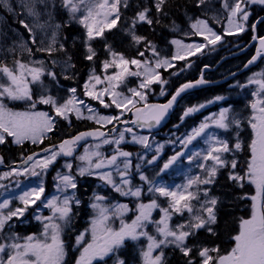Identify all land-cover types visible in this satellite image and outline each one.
<instances>
[{
  "label": "snow or ice",
  "instance_id": "1",
  "mask_svg": "<svg viewBox=\"0 0 264 264\" xmlns=\"http://www.w3.org/2000/svg\"><path fill=\"white\" fill-rule=\"evenodd\" d=\"M167 3L168 0H153L151 6L140 8L124 24L123 10L129 7V0H59L58 5L57 0H21L22 9L34 20L31 24L23 19L18 21L27 30V40L21 35L10 47L0 43V50L12 58L11 63L7 57L0 59V145L5 144L9 137L11 143L17 146L25 142L43 144L50 139L49 133L56 131L57 118L70 122V117L75 116L77 120L92 121L98 127L44 147L40 153L22 156V168L17 166L0 174V180L20 176L40 178L38 186L0 200V264H65L67 244L64 237L77 214L74 209L81 206L77 195L78 184L79 179L85 177L98 180V189H111L128 202L113 201L102 191H93L88 203L91 210L89 225L75 236L73 247L78 251L75 264H109V261L112 264H129L122 255L129 245L134 256L131 264H166V248L178 250L185 258V264H264V70L253 73L246 84L236 85L241 88L254 86L248 103L250 113L247 124L251 129V139L247 144L249 155L243 164L237 157V153L243 151L238 131L234 142L208 131L228 132L241 128V118L224 107L218 113L205 117L185 137H177L181 151L170 156L156 171L155 177L150 178L142 170L144 164H156L164 144H156L150 135H139L135 129H146L150 133L161 125L183 93L205 83L203 78L184 83L166 103H149L147 93L153 85H160L159 94L166 95L168 81L162 78L160 69L167 71L174 68L172 61L196 56L205 47L215 46L222 40L221 34L214 31L207 20L195 18L189 25L191 34L201 37L206 43L184 44L173 39L170 43L178 51L171 59L162 57L152 41L137 33V25L151 27L159 24L160 16L167 15ZM207 3L208 0H195V7L201 8ZM37 4L51 9L47 12L48 19L43 22L41 12L36 10ZM249 4L264 5V0H221L220 7L227 14L224 36L245 31L250 15L247 10ZM0 5L13 11L8 0H0ZM57 6L67 14L63 23L53 20V10ZM153 8L155 17L151 15ZM73 23L83 29L82 37H73V47L79 39L84 49L83 59L93 65L82 86L83 96L103 108L115 107L119 110L118 115L101 114L80 97L76 87H69L67 95L61 100L45 82L47 78L60 86L61 76L64 80L75 78L73 70L76 65L65 43L68 37L61 38L62 29ZM118 27L136 48V57H126L106 42L105 34ZM252 29L255 32V24ZM37 30L44 33L43 38H37ZM252 39L258 40L259 44L245 68L264 56V37L253 35ZM97 40L105 41L104 51L107 53V58L100 62L99 72L95 67L98 51L94 41ZM36 52L45 54L48 59L35 58ZM149 52L150 57L146 55ZM57 53H64V57L54 58ZM24 54L28 59L23 58ZM171 74L178 75L179 72ZM130 77L138 79L135 87H128ZM125 87L128 94L122 91ZM215 99L222 101L225 97L217 96ZM9 102H22L27 108L14 111L8 106ZM39 105L50 107L52 114L38 110ZM203 107V104L188 107L180 117L181 122ZM127 113H131L130 119L123 118ZM108 125L112 127L108 128ZM198 138H203L206 147L187 156V162L190 165L195 163L199 173L190 175L189 169L184 173L182 184L168 186L159 182L156 177L185 157L183 149ZM126 143L140 145L145 150V154H136L140 163L133 165V153L122 147ZM105 146L111 147V154L104 151ZM81 147L83 151L77 154ZM148 151L155 152L150 159H146ZM62 158V170H57L53 177L55 194L47 196L43 177ZM0 163H3L2 157ZM222 170H227L228 181L237 188L243 189L245 185L254 188L255 194L244 193L237 197L251 200V214L248 218L239 219L238 231L231 236L232 244L228 250L219 246L189 244V240L201 230L216 235L213 226L218 221L221 198L210 195V186L217 182ZM16 186H20L19 181ZM4 187L0 184V188ZM3 195L0 193V196ZM13 200L19 201L22 207H12ZM33 206L32 219L40 224L39 232L22 236L13 231L15 221L21 224L28 222L22 218ZM41 209H47L48 214H42ZM175 217L181 219L174 221Z\"/></svg>",
  "mask_w": 264,
  "mask_h": 264
},
{
  "label": "trees",
  "instance_id": "2",
  "mask_svg": "<svg viewBox=\"0 0 264 264\" xmlns=\"http://www.w3.org/2000/svg\"><path fill=\"white\" fill-rule=\"evenodd\" d=\"M209 2L210 0H208V3L205 6L196 8L195 0H168V3L166 5L167 15L160 16V23L155 24L151 27L147 24H139L137 25V33L139 35L146 36L148 40L152 41L162 57L170 58L172 54L170 40L180 37L181 33L190 25L191 20H194L195 18L205 17V13L212 7L214 8L218 6V3L220 1L211 0V2ZM152 3L153 0H129V7L123 10L122 23L126 24L130 21V18L134 16L136 11L144 6H151ZM250 10L253 12L250 19H253L254 16L256 17L264 14V6H252ZM53 14L54 16H56L55 10H53ZM151 15L153 17L156 16L154 8L151 12ZM56 20L59 22H62L64 20L62 17V13L60 14V16H56ZM71 29L72 26L63 28L61 36H63V32H66V30L70 31ZM76 32V37H82L83 31L81 29H77ZM256 34L257 37H260L264 34V20H261L258 23L256 27ZM105 35L107 37L106 42L111 44L112 48L115 51L123 53L126 57L129 58L136 57V48L131 45L129 37L124 34L120 27L113 29L111 32H107ZM221 36V42L217 43L215 46L209 45L205 47L203 51L198 55L188 57L186 60L175 61L173 62V64L175 65L174 68H170L167 71H161L163 78L167 80L168 83L165 85L166 95L164 96H161L159 94L160 86L155 87V89L157 90L156 96L158 97L156 101H165L177 89L178 86L187 81L194 80L199 75L202 67H213L224 55L238 52L249 42L252 37V31L251 27H249L243 33L241 32L237 35L233 34L224 36L221 33ZM67 37L68 39L67 41H65V43L68 47L69 52L72 54L73 61L76 65V68L73 70L75 72V78L64 80L61 76L59 81L60 86L55 85L54 82H50L47 80V78H45V82L49 84L52 93L58 95L61 100L67 95V89L69 87H76L78 89V94L80 95L82 84L88 76L89 69L93 66L91 62L83 59L84 49L80 45L79 39L76 40L75 47H73V38H71L70 35H67ZM195 38L198 39L200 43L203 42V39L199 37ZM104 43V40L94 41V45L98 51V58L95 61L97 72L100 71V62L107 58V53L104 51ZM142 48L143 46H141V50ZM36 54L47 57L45 54L39 52H37ZM252 54V49H249L239 56L226 59L213 71L206 72L204 74V78L208 81H217L219 79H222L223 77L239 70L246 63V61H248ZM147 56L150 57L151 55ZM7 57L8 62L11 63V56L7 54ZM63 57L64 53H57L54 55V58L56 59H62ZM188 64H191V66L186 67ZM259 67L264 69V60L258 62V64L252 69H258ZM180 69H184V71H179ZM57 71L59 72L58 69ZM173 72H179V74L172 75L171 73ZM245 76L246 73L241 74L226 83L197 90L187 95V97H184L181 102H184L187 106H193L210 101L217 96H223L225 97V99L220 101L219 103H216L215 105L219 107H229L233 112H242L244 114L246 119L242 120L243 130L239 135L242 142L243 151L237 153V157L240 159L242 164L245 160L244 158H247L249 155L247 144L250 142L251 132L247 124L248 114L246 113V103L242 99L241 93H239V88L232 87L231 84H233L234 82H242ZM151 97L152 96H149L150 103L153 102V98L151 99ZM8 106L14 111L26 110L27 108V106L22 102H9ZM38 110L51 112L50 107L44 105H39ZM178 114H181V111H178L177 108L175 112L170 116L165 127H170L171 125L178 123ZM127 119H130L129 115H127ZM191 123L192 122H189L188 119H186L184 120L183 125L184 127H188V125ZM95 127L98 126L95 125L92 121L86 119L77 120L74 117H70L69 122L65 120H59L57 118L56 131H54L53 133H49L50 139H46L43 144L33 145L30 142H25L24 145L17 146L11 143V139L9 137L5 144L0 145V156L3 158V164L10 167V165H15L22 161V156L26 157L27 155L32 154L33 152H36L44 147L57 144L63 139L70 138L81 131ZM232 141L234 142V138H232ZM122 147L124 148V150L133 153V164L137 160L136 154H141V151L138 150H143V148L134 145L123 144ZM63 162L64 160L60 159L58 163L52 166L44 176V183L47 187H49L48 184L50 182V177H52L54 172L59 169L62 170L61 166ZM150 171L151 170L149 169L146 170V175H150L152 172ZM19 179L23 180V177H19ZM97 185L98 184L96 183L95 179L88 177L79 179L77 195L82 203L78 209H74L77 214L73 218V229L71 231H68L64 237L67 244V255L65 257V261H70V259L75 254V252H72V250L70 249L72 245L71 239H73V236L76 234V232L86 229L88 225L87 219L90 218L91 211L88 210L87 205L93 191H102L103 194L108 195L109 198L113 201H115L118 196V194L113 193L106 187L103 189H98ZM254 192V188L250 185H245L243 189L237 188L233 183L228 181L227 170H222L217 178V182L211 186L210 191V195L218 196L221 198V203L218 205V221L217 224L213 226L216 235L213 236L206 231L201 230L195 238L189 240V244H199L209 247L219 246L222 250H228L232 244L231 236L236 234V232L238 231L239 219L241 217L248 218L250 216L248 205L250 200H240L237 199V197L244 193L252 195ZM145 199H147V197ZM154 216L157 217L158 214L154 213ZM30 228L31 226L29 225L25 230L20 225L16 226L13 231L23 236L28 232H31ZM164 251L166 254V264H185V258L180 254L178 250L166 248L164 249ZM122 255H124L125 258L129 261V264H131V261L134 259L132 246L129 245L127 249L123 250ZM197 259L199 258L197 257ZM68 263L69 262H65V264ZM109 263L112 264L111 261H109Z\"/></svg>",
  "mask_w": 264,
  "mask_h": 264
},
{
  "label": "rangeland",
  "instance_id": "3",
  "mask_svg": "<svg viewBox=\"0 0 264 264\" xmlns=\"http://www.w3.org/2000/svg\"><path fill=\"white\" fill-rule=\"evenodd\" d=\"M220 2L218 3V6L216 7H212L211 9H209L206 13H205V17H200L202 19H205L208 21L209 26L216 31L217 33H222L224 32V27L227 26V20H226V13L224 12V10L220 7V3L221 0H219ZM9 5L12 7L13 11L10 12L8 11V9L6 7H4L3 5H0V43H2L4 45V47H10L13 44V41H18L20 36L23 35V37L27 40L28 39V33L27 30L24 29L23 27H21L20 23L18 22L19 20L23 19L26 22H28L29 24L33 23L34 18L30 17L27 15V11L25 9H22L21 7V0H8ZM211 2V0H210ZM209 2V3H210ZM59 4V0L57 1V5ZM252 6H259V7H263L264 5H259V4H249L248 6V11L250 13L248 21L245 23V30L248 29L249 27H251L253 21L255 20V18H257V16L253 17V19H250L251 14H253V12L250 10ZM36 10L41 12V22H43L44 20L48 19L47 16V12L50 11L51 9H45L44 6L42 4H37L36 5ZM55 15H59L62 13V17L63 19L67 18V14L64 12V10L62 8H59V6H57V8L55 9ZM56 16H54L53 14V20L55 22L58 23H62L63 21L65 22L67 19L63 20L62 22H59L56 20ZM218 21V22H217ZM211 24V25H210ZM73 25L77 26V29H81L83 31V29L78 25V24H74ZM80 27V28H79ZM219 29V30H218ZM18 30V31H17ZM192 30L190 28V26H188L182 33L180 37L177 38H173L176 40H180L182 43L184 44H191V43H200L198 41V39H196L195 36L193 34H191ZM243 33V32H242ZM187 34V35H186ZM239 33H236L234 35H237ZM44 33L37 30V38H43ZM201 38V37H199ZM252 38V37H251ZM171 39V40H173ZM202 39V38H201ZM170 40V41H171ZM251 40V39H250ZM249 40V41H250ZM202 43H206L205 41H203ZM171 45L172 48V54L170 56L169 59H171V57L178 51L177 47L175 45ZM252 49V48H251ZM33 50L35 51V47L33 46ZM241 50V49H240ZM239 50V51H240ZM253 50V49H252ZM37 53V52H36ZM35 53V58H40V59H45L47 60L48 57H44V56H40V54H36ZM236 53V52H235ZM199 54V53H198ZM197 54V55H198ZM25 56L23 57L24 59H28L27 55L24 54ZM39 55V56H36ZM147 55H151V53H147ZM5 57H7V54L5 51L0 50V59H4ZM8 60V57H7ZM175 61H172V63ZM10 63V62H9ZM59 70V69H58ZM264 70L263 68L259 67L258 69H252L242 80V82H234L233 84H231L232 87H237L236 85L240 84H246L248 77H250L253 73L258 72V71H262ZM161 71H165L164 69H160ZM162 75V74H161ZM163 78V76H162ZM87 79V78H86ZM85 79V80H86ZM164 79V78H163ZM165 80V79H164ZM138 84V79L136 77H130L128 80V87H135ZM83 86V84H82ZM160 85L156 84L152 86V90L149 91L147 93L148 96V102H150V98L149 96H152L151 99L153 98V101H156V99L158 98L156 96V92L157 90L155 89V87H159ZM254 86H249L248 88H241V87H237L239 88V93H241V97L242 99L245 101L246 103V107L248 108V103L249 101L252 99L251 96V92L253 90ZM160 88V87H159ZM122 91L125 94H128V88L125 87L122 89ZM80 97L85 99L87 103L91 104L94 108H96L101 114L103 115H118L119 114V110L116 109L115 107H111V108H103L100 106L99 103L95 102V101H91L88 100L86 97L83 96V87H81V91H80ZM110 102V101H109ZM220 101H216V99H212L210 101L201 103L203 105H205V107L201 108L199 111L192 113L191 115H189L188 117H186L184 120L188 119L189 122H192L191 124L188 125V127H184V121L181 122L180 117L183 114V112L188 108V107H193L196 106L198 107L199 105H193V106H187L185 105V103H181L179 104L178 107V111H181V114H178V123L171 125L170 127H165L161 132H159L158 135H152V134H146V133H138L139 135H150V137L155 141L156 144H164V148L160 154V157L158 159V161L156 162V164L154 165H142V170L145 172L146 174V170H151V174L148 175L150 178L151 177H155V173L156 171L159 170V168L163 165V163L172 155H174L176 152L181 151L182 146L179 144L177 137L183 138L185 137L193 128L198 127L199 124L205 119V117H208L214 113H218L221 108H224L223 106L219 107L217 105H215L216 103H219ZM216 106V107H215ZM229 108V107H228ZM246 108V113L249 115L250 113V109ZM19 111H24V110H19ZM40 111H44V110H40ZM50 114H52L51 112H49ZM233 114L238 115L239 118H241V120L246 119V117L244 116V114L242 112H233ZM130 113H127L125 117V119H127V115H129ZM54 115V114H53ZM75 118V116H72ZM95 124V123H94ZM96 125V124H95ZM175 125H179V127H174ZM112 125H108V128H111ZM118 127L123 128L124 125H118ZM250 129V127H249ZM243 127L241 126V128L239 130L236 129H232L228 132H223L221 130H217V129H209L208 131L213 132L217 135H219L222 138L228 139L230 141H232V138H236V133L237 131L240 133L242 132ZM251 132V129H250ZM11 139V138H10ZM127 139H131L130 136H127ZM240 139V136H239ZM233 142V141H232ZM126 145H134L137 147H141L140 145H135V144H130V143H126ZM206 146L203 143V138H198L197 140H194L192 142V144H190L188 146L187 149H183V151L185 152V157H182L176 165H174L172 168H170L169 170H167L165 173H163L160 177H156V179L159 180V182L168 185V186H173L176 184H182L184 182V173L187 172L189 169H191V172H189L190 175H194V174H198L199 173V169L195 166V163L193 164H189L187 162V156L191 155L193 152L196 151H201L205 148ZM142 148V147H141ZM83 151V148H81L79 150V153H81ZM104 151H106L107 154H111V147L110 146H105ZM138 151H141V154H145V150L143 149H139ZM155 152L154 151H148L146 153V159H150L152 157V155H154ZM43 155V154H42ZM246 159V158H244ZM78 163V162H76ZM136 163H140L139 160H136L135 163L133 165H135ZM14 167H8L6 169H1L0 170V174H3L5 172H9L13 169ZM19 170V169H17ZM60 170V169H59ZM57 171L54 172V174L52 175V177H50V182L48 184L49 187L45 185V195L47 196H51L53 194H55V189H54V181H53V177L55 176ZM23 177V180H20L19 177H9L8 179H4V180H0V184L5 185L6 187L4 188H0V193H3V196H0V200H3L6 197H11L14 195H18L19 193H21L23 190L30 188V187H35L38 186V184L40 183V178L39 177H32L29 176L27 178H25L24 176H20ZM19 181V187L16 186V182ZM43 181H44V177H43ZM136 182L139 183L138 178L136 179ZM96 183L99 184L100 182L98 180H96ZM147 186L145 185V188ZM211 187V186H210ZM111 191V189H109ZM255 194V192L253 193ZM14 201V203H13ZM12 201V207H16L19 205V201L13 200ZM118 202L121 203H127L128 200L124 197H120L117 196L116 200ZM39 203V202H37ZM162 203H164V201H162ZM251 200L249 202V210H250V214H251ZM22 207V205H19ZM88 208V205H87ZM34 210H35V206H33V208L28 209V211L26 212V216L22 219H26L28 222L27 223H23L21 224L19 221H15L16 226H22L23 229H27V226H31L30 231L27 234L30 233H34V232H39L40 230V224L35 221L34 219H32L33 214H34ZM88 210H90L88 208ZM91 211V210H90ZM41 213L44 215L48 214V210L47 209H41ZM156 218H159L158 216ZM89 219H87L88 225H89ZM181 218L180 217H175L174 221H179ZM19 224V225H17ZM36 224V225H35ZM87 225V227H88ZM86 227V228H87ZM73 229V224L71 226V229L69 231H71ZM85 230V229H84ZM81 230V231H84ZM78 231L76 232V234L73 236V239H71V250L72 252H75L74 256L70 259V261H65V262H69L68 264H75V258L78 256V251H76L73 247L74 242H75V236L77 234H79ZM25 234V235H27ZM110 264V263H109Z\"/></svg>",
  "mask_w": 264,
  "mask_h": 264
},
{
  "label": "water",
  "instance_id": "4",
  "mask_svg": "<svg viewBox=\"0 0 264 264\" xmlns=\"http://www.w3.org/2000/svg\"><path fill=\"white\" fill-rule=\"evenodd\" d=\"M264 16H260V17H258L255 21H254V23L253 24H255V25H257L258 23V21H260L262 18H263ZM252 37H253V35H256V32H253V29H252ZM262 37H264V34H263V36ZM258 44H259V41L258 40H253L252 38H251V40L248 42V44L243 48V49H241L240 51H238V52H236V53H231V54H229V55H226V56H224V57H222L213 67H203L202 69H201V71H200V74H199V76L195 79V80H193V81H190V82H195V81H197V80H199V79H201V78H203V75L206 73V72H210V71H213L214 69H216L224 60H226V59H228V58H232V57H235V56H239V55H241L242 53H244V52H246L249 48H251L252 46H254V53H253V55H255L256 54V49H257V47H258ZM252 55V56H253ZM252 56L249 58V60L252 58ZM261 59H264V56H262V57H259L258 59H257V61L253 64V65H250L248 68H245L244 67V65L249 61H247L239 70H237V71H235V72H233V73H231V74H229V75H227V76H225V77H223L222 79H219V80H217V81H205V83L204 84H201V85H197V86H195V87H193V88H191V89H188L185 93H183L182 95H181V97H179L178 98V101L176 102V104L174 105V107H173V109L170 111V113L168 114V116L165 118V120L164 121H162V123H161V125L160 126H158L157 128H154V129H152L151 130V132L150 133H155V132H157V131H159V130H161L164 126H165V124L167 123V121H168V119H169V117L171 116V114L174 112V110H175V108H176V106H177V104L179 103V101L181 100V98L182 97H184L186 94H189V93H191V92H194V91H197V90H199V89H202V88H206V87H211V86H216V85H219V84H223V83H226V82H228L229 80H231L232 78H234L235 76H238V75H240V74H242V73H245V72H247L249 69H251L252 67H254ZM187 83V82H186ZM184 84V83H183ZM175 92V91H174ZM173 92V93H174ZM171 98V96L168 98V99H170ZM167 99V100H168ZM167 100L165 101V102H163V103H166L167 102ZM130 117H131V113H130ZM92 129H95V128H92ZM92 129H88V130H92ZM88 130H84V131H88ZM137 131H139V132H142V133H149L148 132V130H146V129H136ZM84 131H81V132H84ZM106 131V130H105ZM76 135V134H75ZM74 135V136H75ZM83 143V142H82ZM58 144V143H57ZM47 147H49V146H47ZM80 149V148H79ZM79 149H78V151H79ZM41 152V149L40 150H38V151H36V153H40ZM43 153H41V155H42ZM1 157V156H0ZM11 166H13L14 168H16L17 166H19L20 168H22L24 165H23V161H21V162H19V163H17V164H15V165H11ZM6 168H8L7 166H5L3 163H0V169H6Z\"/></svg>",
  "mask_w": 264,
  "mask_h": 264
},
{
  "label": "flooded vegetation",
  "instance_id": "5",
  "mask_svg": "<svg viewBox=\"0 0 264 264\" xmlns=\"http://www.w3.org/2000/svg\"><path fill=\"white\" fill-rule=\"evenodd\" d=\"M58 1V0H57ZM65 19H67V18H65ZM64 19V20H65ZM64 22V21H63ZM62 22V23H63ZM70 26H72V29L69 31V30H66V32H63V36H67V35H70V37L71 38H73V37H76L77 35V26H75V25H73V24H71ZM61 34H62V32H61ZM63 36H61V38L63 37ZM249 49H251V48H249ZM252 51H253V53H254V46H252ZM253 55V54H252ZM185 97H187V96H185ZM107 130V129H106ZM156 134V133H155ZM36 225V224H35Z\"/></svg>",
  "mask_w": 264,
  "mask_h": 264
},
{
  "label": "bare ground",
  "instance_id": "6",
  "mask_svg": "<svg viewBox=\"0 0 264 264\" xmlns=\"http://www.w3.org/2000/svg\"><path fill=\"white\" fill-rule=\"evenodd\" d=\"M248 74V73H247Z\"/></svg>",
  "mask_w": 264,
  "mask_h": 264
}]
</instances>
